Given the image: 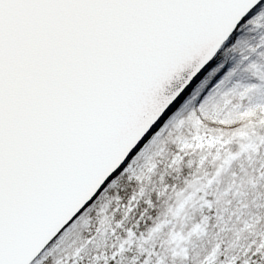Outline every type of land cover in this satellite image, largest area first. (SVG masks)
<instances>
[{
	"label": "snow or ice",
	"instance_id": "6c2138e0",
	"mask_svg": "<svg viewBox=\"0 0 264 264\" xmlns=\"http://www.w3.org/2000/svg\"><path fill=\"white\" fill-rule=\"evenodd\" d=\"M234 29L253 35L225 70L211 61ZM242 70L256 79L233 81ZM186 89L199 107L159 124L80 211ZM235 89H264L260 0H0V264H173L193 236L211 237L196 264H264V204L245 193L247 180L264 186V163L232 148L254 136L240 128L244 101L201 115ZM124 179L131 192L109 194ZM160 197L166 211H154Z\"/></svg>",
	"mask_w": 264,
	"mask_h": 264
},
{
	"label": "rangeland",
	"instance_id": "374dc122",
	"mask_svg": "<svg viewBox=\"0 0 264 264\" xmlns=\"http://www.w3.org/2000/svg\"><path fill=\"white\" fill-rule=\"evenodd\" d=\"M252 35L253 34L248 32L247 30H242V33L237 38V40L249 39ZM232 46L228 47L222 53L221 59L219 60L221 63L225 64V70H227L228 67L235 65L240 58L239 49H233ZM255 79L256 73L247 70L239 71L233 77V81H238L241 84H248L249 82ZM198 86L199 83L197 84V87ZM194 91L195 88L193 89V92ZM239 91V89H235L223 95L210 96L204 105V107L207 109V113H201V115H206L207 118H214L217 114L225 112L229 104L233 106L239 105L243 100L245 104V110L244 112L239 114V118L243 121V123L240 124V128H250L251 131L254 133V136L245 135L243 138L237 137L232 145V148L234 151H240L241 145L247 144L248 147L246 149H243V163L246 165H254L258 160L264 163V154H262L261 156L256 155V153L261 152L259 144L256 141L261 136H264V89H257L255 92L252 93V95L248 97L247 100H244V98L239 96ZM193 92H191L184 101L185 106L181 108V105L168 119L174 116L177 112H182L185 116H187L189 112L194 111L199 107L200 98H196L195 100H193ZM197 119H199V117H197ZM200 123L204 124L205 121L200 120ZM186 124L189 126V130L191 131V121H186ZM165 143L169 148L174 149L176 147L175 142L173 140H166ZM254 144L256 145L255 147H253ZM209 160L211 162V157L209 158ZM238 164L239 161L237 162V165ZM237 165H233V167H236ZM191 167L192 166H190V168ZM127 181V179L118 181L117 185L114 188L110 189L109 194H116L118 189L121 188L123 184H125ZM245 193L247 194L246 199L249 200L250 204L253 201H258L260 204H264V186L257 187L256 184L252 182V180H247L245 182ZM260 211L261 213H264V208H261ZM87 234V231L80 232L81 236ZM210 240L211 237L208 236L204 240L199 241L201 244L194 246L199 248V250L196 252L197 258L198 255L201 253L202 249L208 246ZM190 252H194V250H191ZM51 260L52 258L49 257L48 264H51Z\"/></svg>",
	"mask_w": 264,
	"mask_h": 264
},
{
	"label": "water",
	"instance_id": "95a60500",
	"mask_svg": "<svg viewBox=\"0 0 264 264\" xmlns=\"http://www.w3.org/2000/svg\"><path fill=\"white\" fill-rule=\"evenodd\" d=\"M261 3H264V0H260ZM258 7V6H257ZM255 11V7L254 9L250 10V12L248 14L245 15V17H242L240 23H243V21L245 19H247L253 12ZM237 27H239V24L237 25ZM235 29L233 30V34L232 36H230L229 40L226 41V44L224 46V48L220 51V53L218 52L216 54V56H214V58L211 61V64H215L218 60L221 59L222 53L230 46H232L235 41L237 40V38L240 36V34L242 33V31L240 33H235ZM188 72V67H181L178 70H176L175 72H173L171 74V76L167 79L161 82V84L159 85L158 89H157V95L158 96H165L168 95L169 91L173 88H175L179 81L180 78L183 77L186 73ZM204 75L203 72H201L193 81L192 84H195L202 76ZM199 83V82H198ZM197 83V84H198ZM192 85H189V88H191ZM191 92L188 93V90L186 89L185 92L181 95L180 100H177L175 103H173L172 105H170V107L168 109L165 110V112L162 114L161 118H158V121L154 123L153 127L149 129L148 133H145L144 137H141V140L137 142V145L134 146V148L129 152L128 156L125 157V160L121 162V165L118 166L117 169H115L113 171V173H111L109 175V177H107L105 179V182L100 186L99 189H97V192L93 194V197L90 198L89 201H87L85 203L84 206H82V208L80 209V211L83 210V207H86L88 203L91 202V199H95V196L99 194V192L101 190H103L104 186L109 182V180L115 176L116 174L119 173V171H121L123 169V167L126 166L128 160L131 159V157L135 154L136 151H139V148L143 145V143L145 142V140L147 138H149L150 134L152 131L156 130L159 126V124H163L181 105L182 103H184V101L186 100V98L188 97V95ZM79 212L76 213V215H78ZM75 218V216H73V219ZM71 221H69L70 223ZM67 225H65L66 227ZM63 229H61L62 231ZM57 235H59V233H57ZM55 239V237L53 238ZM51 243V242H50Z\"/></svg>",
	"mask_w": 264,
	"mask_h": 264
},
{
	"label": "trees",
	"instance_id": "16d2710c",
	"mask_svg": "<svg viewBox=\"0 0 264 264\" xmlns=\"http://www.w3.org/2000/svg\"><path fill=\"white\" fill-rule=\"evenodd\" d=\"M190 169H191L190 166L188 164H185L184 170L179 175L183 176ZM172 175L175 176L177 174L173 173ZM167 179L171 182L172 176L167 177ZM226 179H227V177H226ZM134 185H135V181L128 180L125 184H123V186L121 188L118 189L116 194H119L123 198L125 194L131 192ZM260 191H262V190H260ZM153 195L155 196V193H153ZM157 203H158L159 207H158V209H155L154 211H166L167 210V205L165 203L164 197H160L158 199ZM177 227H180V225H177ZM81 231L86 232L85 229H81ZM206 237H208V236H206ZM206 237L199 238V237L193 236L189 241L186 242L188 244L190 251L194 250V252H190V254H191L190 258L187 259L186 261H183V260H181V258L176 257L174 259L173 264H196V259H197L196 252L199 250V248L194 247V246L201 244L199 241L204 240Z\"/></svg>",
	"mask_w": 264,
	"mask_h": 264
},
{
	"label": "bare ground",
	"instance_id": "6f19581e",
	"mask_svg": "<svg viewBox=\"0 0 264 264\" xmlns=\"http://www.w3.org/2000/svg\"><path fill=\"white\" fill-rule=\"evenodd\" d=\"M185 106V102L182 104L181 108Z\"/></svg>",
	"mask_w": 264,
	"mask_h": 264
}]
</instances>
